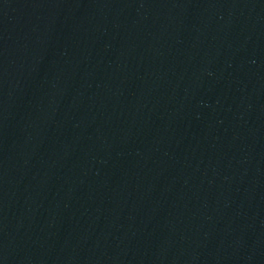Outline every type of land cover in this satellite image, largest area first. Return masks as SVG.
<instances>
[{
	"label": "water",
	"instance_id": "obj_1",
	"mask_svg": "<svg viewBox=\"0 0 264 264\" xmlns=\"http://www.w3.org/2000/svg\"><path fill=\"white\" fill-rule=\"evenodd\" d=\"M0 264H264V0H0Z\"/></svg>",
	"mask_w": 264,
	"mask_h": 264
}]
</instances>
